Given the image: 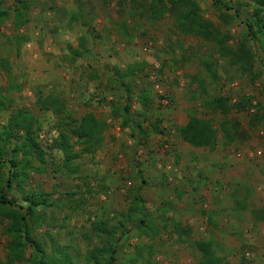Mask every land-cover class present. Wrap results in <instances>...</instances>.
<instances>
[{
  "label": "rangeland",
  "instance_id": "374dc122",
  "mask_svg": "<svg viewBox=\"0 0 264 264\" xmlns=\"http://www.w3.org/2000/svg\"><path fill=\"white\" fill-rule=\"evenodd\" d=\"M25 1L26 22L16 25L18 3L3 0L10 18L0 23V59H6L0 87L9 103L0 125L17 109L30 111L40 126L39 141L61 167V152L50 148L57 116L40 108L37 93L64 99V111L75 118L93 111L107 123L102 145L73 160L75 171H55L53 164L37 161L39 169L29 170L26 189L42 190L53 201L34 230L46 251L54 241L75 264H94L88 253L101 240L91 226L102 220L121 224L113 264H199L196 241L207 239L220 264H264V118L257 119L262 111L257 104L264 102L261 45L248 43L253 66L244 72L221 58L211 41L181 33L172 13L152 18L149 0ZM194 1L236 49L246 31L241 19L250 15L253 1L224 0L232 7L227 9L212 0ZM75 49L83 52L76 60ZM220 95L229 98L228 114L202 105ZM247 97L251 104L234 105ZM126 103L132 125L142 127L135 136L129 126L121 127ZM190 114L213 120L211 146L192 147L178 135L176 126ZM8 125L15 128L14 122ZM12 193L25 205L18 190ZM131 209L133 217L126 219ZM140 217L146 221L142 229ZM4 224L0 217L1 260L9 239ZM30 253L27 249L26 256Z\"/></svg>",
  "mask_w": 264,
  "mask_h": 264
},
{
  "label": "trees",
  "instance_id": "16d2710c",
  "mask_svg": "<svg viewBox=\"0 0 264 264\" xmlns=\"http://www.w3.org/2000/svg\"><path fill=\"white\" fill-rule=\"evenodd\" d=\"M252 1L254 6L250 15L241 19L246 31L236 49L227 45L229 35L222 34L213 22L206 19L199 4L194 0H149L147 7L154 19L166 12L172 13L175 25L181 33L196 34L211 41L215 44L219 56L225 59L229 65H236L244 72H252L253 52L248 43L256 41L264 51V0ZM16 2L18 4L14 6L13 15L15 24L21 25L26 22V19L21 18V11L22 8H27V2L25 0H16ZM212 2L223 9L232 8L230 3L224 0H212ZM234 12L235 18H239V10L234 8ZM225 14L222 13V15ZM231 17L234 18L230 15ZM8 18H10V12L4 7L3 0H0V23ZM73 54L74 60H76L77 57L83 55V52L75 49ZM211 62L206 61L205 66L214 76L216 70L212 68ZM0 64L5 66L6 59L1 58ZM143 96L144 99H148V95L144 94ZM36 99L42 110H50L57 116V135L52 138L51 146H49L51 149L61 152L62 166L59 167L51 161L46 147L39 141L40 126L38 121L27 109H17L4 124L0 125V217L5 220L3 233L9 238L6 244L5 259H0V264H17L23 261H28L29 264H75L65 247L53 241L52 249L47 252L42 242L34 234L40 220L45 219V209L53 205V201L49 200V195L42 190L26 189L25 182L30 169H39L34 167L35 161L43 165L53 164L55 171L63 169L75 171L76 167L72 166L73 160L80 157L81 154L95 151L102 145L107 123L93 111H86L78 118L73 117L64 111L65 101L57 95L42 96L41 93H37ZM8 101V95L0 87V112L8 106ZM246 104H251L250 97L234 103L239 108H243ZM202 105H208L222 114H228L231 107L229 98L224 95L216 96L207 103L203 102ZM257 106L262 110L257 119L264 118V102L258 103ZM121 109L124 111V114L121 115L123 119L121 127L129 126L131 136H135L136 130L141 132L142 127L137 121L134 122L135 126L132 125L133 120L127 113L129 105L126 103ZM119 111L117 110V113L114 114L119 116ZM13 122L15 128L11 129L8 124ZM9 127L11 130H8ZM152 128L158 130L157 125L152 124ZM222 128L225 135L228 136L225 123H222ZM176 130L180 138L193 147L211 146L217 132L211 118H203L195 114H190L185 123L176 126ZM76 145L79 146L78 150L75 148ZM3 169L7 170L6 176L2 173ZM13 189L21 193L25 205L18 203L12 193ZM138 199L139 197H135L136 201ZM132 212L133 209L125 215V218L131 219ZM137 220V226L142 229L146 225L145 218L140 217ZM119 225H121L119 222L108 224L102 220L92 224L91 231L101 240V246H95L88 253V259L92 260L94 264H113L115 260L113 241L117 240L115 235ZM196 246L201 252L199 264L221 263L220 258L213 251L210 239L198 240ZM27 249H31L29 257L26 256Z\"/></svg>",
  "mask_w": 264,
  "mask_h": 264
},
{
  "label": "built area",
  "instance_id": "2783aa9c",
  "mask_svg": "<svg viewBox=\"0 0 264 264\" xmlns=\"http://www.w3.org/2000/svg\"><path fill=\"white\" fill-rule=\"evenodd\" d=\"M152 67L154 68V69H157L158 67H159V64L155 61V60H153L152 61ZM151 74H153V73H151ZM156 88H158V85L156 84ZM238 155V154H237Z\"/></svg>",
  "mask_w": 264,
  "mask_h": 264
},
{
  "label": "crops",
  "instance_id": "0c3cea01",
  "mask_svg": "<svg viewBox=\"0 0 264 264\" xmlns=\"http://www.w3.org/2000/svg\"><path fill=\"white\" fill-rule=\"evenodd\" d=\"M103 120V119H102ZM110 128H108V130H109ZM120 129V127H115V130H119ZM187 143V142H186ZM190 145V144H189ZM193 147V146H192ZM201 163V161L199 162V164ZM208 167V166H207ZM204 169H206V168H204ZM207 170V169H206ZM224 178H225V176H223ZM227 177V176H226ZM228 178L229 179H234L235 177H233V176H228ZM232 202V201H231Z\"/></svg>",
  "mask_w": 264,
  "mask_h": 264
}]
</instances>
